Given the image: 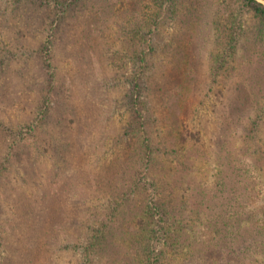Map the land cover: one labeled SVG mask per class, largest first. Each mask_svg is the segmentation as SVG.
<instances>
[{
    "label": "trees",
    "instance_id": "trees-1",
    "mask_svg": "<svg viewBox=\"0 0 264 264\" xmlns=\"http://www.w3.org/2000/svg\"><path fill=\"white\" fill-rule=\"evenodd\" d=\"M153 2L122 31L128 62H114V78L103 77L123 88L115 101L130 112L126 149L100 175L104 185L90 175L83 181L90 187L95 180L106 200L81 214L79 264H264V3ZM167 10L168 16L182 10L186 26L176 33L173 62L155 80L160 69L150 56L161 47L156 38ZM92 11L89 0H8L0 13V184L15 173L31 185L29 192L21 183L11 187H19L12 200L15 214L35 218L36 226L51 220L67 227L60 216L73 211L51 199L60 202L78 178L64 170L75 143L64 115L73 113L77 96L96 89L88 67L104 30L91 25ZM67 59L73 72L62 68ZM206 84L212 92L206 122L189 131L183 117ZM158 85L168 104L162 140L152 137L147 110ZM13 102L21 117L3 114ZM7 231L5 238L15 233ZM44 231L51 236L54 228ZM13 256L6 255L7 264H23Z\"/></svg>",
    "mask_w": 264,
    "mask_h": 264
},
{
    "label": "rangeland",
    "instance_id": "rangeland-1",
    "mask_svg": "<svg viewBox=\"0 0 264 264\" xmlns=\"http://www.w3.org/2000/svg\"><path fill=\"white\" fill-rule=\"evenodd\" d=\"M89 1L94 7V11L89 12L92 15L91 25L93 24L96 29L104 30V33L99 35L100 43H96L91 49V64L88 67L89 69L92 66L89 71L93 73V78L97 80L96 89L87 96H77L78 100L73 106V113L71 109L69 114L64 115V117L66 116L64 123L66 126L68 123L72 138L75 140L67 158L70 160L71 167H65L64 170L66 173L72 174V177L78 176L75 179L76 183L72 185L69 191L63 190L60 193V202L59 200L55 201L50 195L51 200L56 202L54 207L56 204H60L61 208L67 206L68 208L71 207L73 211L70 210L69 214L65 213L68 217L65 215L64 217L60 216L64 221L67 220V227L63 221L60 223L51 220H49L50 223L48 224L40 222V226H36V223H32L35 218L32 219L31 217L28 218V216L15 214L17 202L14 200L17 198L19 187L11 189L15 184L21 183L23 184L21 187L29 192L31 185L16 178L15 173H11L6 179L3 178L0 184V233L4 238L1 241L3 244L0 245V264H7L6 255L9 253L15 255L13 258L16 261L22 258L23 264H79V245L82 242L81 240H83L80 232L81 214L83 213L82 215L84 216L86 206L99 204L106 200L104 194L98 192L100 191L98 189L100 185L96 184L95 180L94 182L91 180L93 184L90 187H85L83 181L85 182V179L88 181L90 175L104 185V182L100 181V175L106 174L109 170L108 166L112 158L125 153L126 145L123 141L126 140L123 130L130 112L125 103L120 104L115 101V97H118V99L121 97L123 88L120 86L110 87L109 84L103 81V77L114 78L112 77L113 72L119 71L117 67H114V62H128L129 55L125 53L126 45L122 38V31L127 30L124 27L135 25V20H142L147 15L145 13L151 12L155 8L154 0ZM7 5L8 0H0V13ZM166 5H169L168 2ZM178 8H180V3L176 9ZM134 9L139 10L134 12ZM177 11L173 16H168V10L162 11L164 14L163 18L160 19V36L156 38L158 45L160 46L161 44V47L150 56L156 67L160 69L159 72L155 73V80H160L161 77L158 74L164 70L165 65L169 64L171 60L173 62L174 56L172 52L177 48L178 44L176 33H179L186 26L182 20L184 16L182 10ZM82 24L85 25L84 22ZM96 32L98 34L100 30ZM30 40L37 43L39 39ZM142 41H139L141 45H147L144 40ZM203 42L200 38L199 43L203 45ZM179 56H182L181 53H179ZM201 57V62L209 59L207 55ZM59 58L60 56L58 55L57 59L59 60ZM194 59L199 61V58L195 55ZM64 63L68 64V66H63L64 64L62 63L63 69L68 67L70 72L74 71V67L71 68L72 62L69 59L65 60ZM204 64L202 63L201 66L202 74L205 77L208 75L206 67H203ZM128 65L130 70V63ZM63 69L62 72H65ZM207 86V84L204 85L201 94L191 106L188 115L183 117L184 123L190 129L189 131L201 128L206 122L209 109L211 108L210 94L212 96L210 91L207 94ZM155 89L156 91L151 99L153 105L147 104V110L149 117H151V135L157 140H162L168 127L166 126L167 120L164 117L168 104L165 98L162 99L160 97L162 93V90H159L160 85ZM125 99L126 97L124 96L120 101ZM200 100H202L201 103H199ZM18 104H16L17 107ZM16 105L13 102L6 106L3 114L8 118L21 117L24 112L21 109H17ZM197 106L198 109H195ZM46 162L48 163V161ZM57 186L53 185L52 189ZM74 211L75 213L73 214ZM76 215L79 216L77 217ZM18 220L20 227L15 226ZM8 228H13L15 233L11 234L9 238H5L8 234ZM44 228H54V232L50 236L48 232L44 231ZM25 251H29V254L33 256L28 262L24 261L25 257L19 256Z\"/></svg>",
    "mask_w": 264,
    "mask_h": 264
},
{
    "label": "water",
    "instance_id": "water-1",
    "mask_svg": "<svg viewBox=\"0 0 264 264\" xmlns=\"http://www.w3.org/2000/svg\"><path fill=\"white\" fill-rule=\"evenodd\" d=\"M259 1H261V2H263V3H264V0H259Z\"/></svg>",
    "mask_w": 264,
    "mask_h": 264
}]
</instances>
